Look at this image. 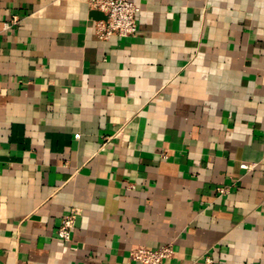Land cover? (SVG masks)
I'll return each instance as SVG.
<instances>
[{
	"label": "crops",
	"instance_id": "crops-1",
	"mask_svg": "<svg viewBox=\"0 0 264 264\" xmlns=\"http://www.w3.org/2000/svg\"><path fill=\"white\" fill-rule=\"evenodd\" d=\"M131 1L0 0V264H264V0Z\"/></svg>",
	"mask_w": 264,
	"mask_h": 264
},
{
	"label": "built area",
	"instance_id": "built-area-1",
	"mask_svg": "<svg viewBox=\"0 0 264 264\" xmlns=\"http://www.w3.org/2000/svg\"><path fill=\"white\" fill-rule=\"evenodd\" d=\"M88 7L98 11L103 18L94 24L95 35L101 40L111 37H133L137 31L136 14L139 8L131 0H86ZM17 23L13 17L4 23L7 28ZM77 210L72 209L65 215L56 229L57 237L62 241L71 240V232L77 216ZM172 245L165 244L157 248L138 247L131 249L129 259L137 264H162L172 255Z\"/></svg>",
	"mask_w": 264,
	"mask_h": 264
},
{
	"label": "water",
	"instance_id": "water-1",
	"mask_svg": "<svg viewBox=\"0 0 264 264\" xmlns=\"http://www.w3.org/2000/svg\"><path fill=\"white\" fill-rule=\"evenodd\" d=\"M77 220V219H76Z\"/></svg>",
	"mask_w": 264,
	"mask_h": 264
}]
</instances>
